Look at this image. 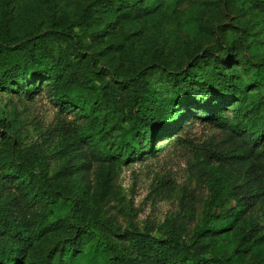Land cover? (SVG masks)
I'll return each instance as SVG.
<instances>
[{
  "label": "rangeland",
  "instance_id": "obj_1",
  "mask_svg": "<svg viewBox=\"0 0 264 264\" xmlns=\"http://www.w3.org/2000/svg\"><path fill=\"white\" fill-rule=\"evenodd\" d=\"M159 1L157 8L149 11L143 9L147 0H141L139 7L124 8H119L115 0H0V23L8 38L20 40L51 32L66 15L74 23L79 51L62 44L55 46L53 54L57 57L67 52L71 69L102 72L105 80L111 78L107 70L130 76L137 69L159 64L160 74L154 79L158 85L168 81L164 73L178 74L212 53L222 68L251 78L256 62L264 60L262 3ZM87 9L92 16L85 15ZM229 36L235 39L234 44L227 42ZM251 88L259 89L256 83ZM261 90L264 94V86ZM0 106L11 125L2 128L5 136L0 133V203L21 227L29 228L47 212L43 208L19 209L16 205L24 200L32 184L23 178L11 180L7 174L12 168L10 157H29L36 173L45 171L55 184L68 186L69 196L87 216L110 217L123 229L134 226L158 239H164L168 229H176L189 242L194 229L207 216L234 215L228 227L201 237L192 252L208 258L218 255L233 264L253 260L264 263V199L249 207L239 200L256 192L247 182L251 158L232 129L239 119H254L248 101L220 108L219 114L228 119L224 126L197 113L213 111L211 104H195L183 129L160 137L151 155L132 157L123 151L125 156L112 161H95L91 148L100 152L97 142L91 140L87 144L92 161L84 173L76 168L80 151L77 131L86 129L90 121L84 110L61 109L52 87L31 97L0 88ZM127 110L121 102L118 115L125 116ZM175 134L179 137L174 138ZM164 138L174 140L166 144ZM105 139L112 142L110 134ZM213 196H217L215 201ZM34 209L38 211L32 213ZM250 219L256 220L255 227ZM63 235V230H50L34 240L21 264L55 254ZM8 242H13L8 235L0 237V245Z\"/></svg>",
  "mask_w": 264,
  "mask_h": 264
},
{
  "label": "trees",
  "instance_id": "obj_2",
  "mask_svg": "<svg viewBox=\"0 0 264 264\" xmlns=\"http://www.w3.org/2000/svg\"><path fill=\"white\" fill-rule=\"evenodd\" d=\"M106 0H99L105 2ZM141 0H115L119 8L139 7ZM236 4H247V0H232ZM264 5V0H255ZM159 0H147L143 9L153 10ZM87 17L92 11L87 9ZM193 20L195 17L190 16ZM49 33L25 39L8 38L0 23V88L17 95L31 97L43 88L56 90L61 109L80 108L90 118L86 129L77 131L76 145L79 148L77 171L84 173L92 161L88 154V142H97L99 154L91 148L95 161H112L126 151L129 156L153 154L154 144L160 137H166L186 125L195 104H211V112L197 113L216 125H226L227 118L219 114L225 105L248 101L252 105L253 120L239 119L232 129L242 140L246 154L251 158L247 170V182L256 192L239 198L244 207L264 199V60L256 62L252 77L243 73L229 72L222 68L217 56L204 55L178 74L164 73L168 81L156 85L155 77L161 67L156 64L135 70L130 76H121L115 70H107L110 80L102 72H87L71 69L70 54L55 56L56 45H68L72 51H79L75 44L74 23L64 15ZM247 39V38H246ZM225 41H222V44ZM228 43L236 41L232 36ZM252 42V41H250ZM257 84V91L252 86ZM113 96L114 98H110ZM121 102L128 110L119 116ZM103 106V107H101ZM184 107V108H182ZM103 109L104 113L99 110ZM11 127L6 120L5 110L0 106V133L2 128ZM117 131L114 135L113 133ZM182 131V130H181ZM111 135L112 142L106 141ZM179 134H175L174 138ZM174 138H164L166 144ZM9 158L8 176L23 178L32 184L24 193V200L16 205L43 208L47 215L31 223L29 228L21 227L13 220L0 203V237L9 236L13 242L0 245V264H21L26 250L34 240L41 239L50 230H63L59 249L47 258H33L26 264H233L228 258L218 255L202 257L192 252V246L209 232H216L230 225L235 216L214 213L206 217L194 229L189 242L176 229H168L164 239H158L149 232H140L131 226L123 229L110 217L100 214L87 216L82 206L71 196L70 188L57 185L45 171L36 173L29 157ZM7 183V180H5ZM5 191H8L5 186ZM217 196L212 197V201ZM37 212L34 209L32 213ZM253 227L256 220L250 219ZM248 264H264L253 260Z\"/></svg>",
  "mask_w": 264,
  "mask_h": 264
}]
</instances>
